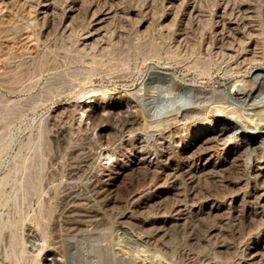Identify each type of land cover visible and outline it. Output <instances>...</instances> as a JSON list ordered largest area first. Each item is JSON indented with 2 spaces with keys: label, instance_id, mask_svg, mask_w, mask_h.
Segmentation results:
<instances>
[{
  "label": "rangeland",
  "instance_id": "rangeland-1",
  "mask_svg": "<svg viewBox=\"0 0 264 264\" xmlns=\"http://www.w3.org/2000/svg\"><path fill=\"white\" fill-rule=\"evenodd\" d=\"M18 1L12 0L11 2V0H0V264H16L19 261L21 262H19V264H44L45 262H49L47 259L52 258V256L45 254V249L48 248V245H51L52 240H56V237H54L55 234L56 236L62 234L60 242L63 241L61 242V249L63 246L62 252L65 254V256H63L65 264H99V261L102 260L101 258H104V261L117 260L119 264H128V262L129 264H134L130 258L124 255L120 256L121 254L119 255L114 251H110L112 250L110 247L111 245H108L112 241L113 236H116L121 231L124 226L123 224H125L127 220V216L140 215V213H143L141 214L142 216L147 214L146 217H152L156 214L155 212L167 209L172 203L174 196H172L173 194L171 191L168 192L167 183L165 184L166 179L163 180L166 176L163 173L156 175L145 167L140 169L132 168L129 166V162H127L126 166L124 165L127 169V173L125 172L120 176L113 173L112 179L104 180L102 174L103 170L110 168V170H113L112 167H114L121 157L120 153L126 138V132L124 129L122 130V125L125 119L134 117L141 126L140 135L144 140L145 146L148 145L146 146L147 150H152L151 152L154 151L153 153L156 155L157 153L161 154L167 150L169 154H167L169 157L168 166L172 168L177 167V164L179 165L184 161L189 165L192 164L194 167L193 172H197V166H199L202 161L199 156V149L197 150L198 144L194 145V143L198 139L204 138L210 127L217 126L213 122L209 123L207 117H214V115H216L220 117L219 119H223V117L225 119L226 117L222 115V111L218 109V107L229 103L230 100H227L228 94L234 95L235 93L245 92V90L255 86L252 80L253 67L255 65L264 66L263 56L260 60H253L249 65L244 66L246 70L243 67L244 69L240 68L238 72L235 69L238 68L236 64L240 56L236 55L237 57L235 56V58L231 57V61L230 58H225L226 61L223 57V60L219 59L221 56L215 53L218 46L226 45V40L232 39L228 38V28H222L223 23L221 14L224 11L222 6L228 4V7L224 6L228 9L232 7L233 4H236L237 7L236 5L233 6V10L236 9L235 11L231 9L227 11L225 8L227 11L225 12L228 17L233 14V16H230L231 19L236 18L237 21L242 22V19H244V15H242L244 11L241 8V4L250 1L174 0L170 3V0H58L55 2L58 3L55 4V8H52L56 10H48L45 14L40 13L38 6V2L43 0H34L33 3L38 1L34 4L31 3L32 0H30L29 3L32 5L29 7L30 13L26 12L28 7L25 8L22 3ZM251 1L253 5H257V7H254L256 10L255 12L258 14L254 13L256 18L253 17V19L256 24L257 22L258 24L261 23V28L260 24H257L258 30H260L259 32L262 34H260V36L258 34V36L260 39L264 40V30L262 29L264 28V3L261 2L264 0ZM16 2L19 5H15ZM192 5H194L195 9L192 8ZM16 6H20V8L23 6L25 10L21 8L22 11L19 7L16 8ZM110 6L113 7H111L113 11L115 10L118 12L114 11L115 13L112 15V17H114L108 19L110 24L107 21V26H109V30L111 29L109 31L108 27H106L108 30L107 33H111L109 36L106 35L105 38H107V41L105 39L104 42L99 41L104 46L100 45V43H96L97 45L95 44L92 47L94 49L91 48L90 52L88 47L83 43V34L94 27L93 24L95 23V19L104 14ZM32 7L36 8L32 9ZM197 8H199V10ZM238 10L241 11L239 12ZM200 12L202 14H200ZM27 13L30 14L31 17L27 15ZM239 14L242 16H239ZM42 15H44V17ZM92 15L95 16L93 17ZM241 17L243 18L241 19ZM74 22H76V25L78 23V25L76 26ZM69 25H72V29L77 30H72V32H70V28L68 27L71 26ZM203 27L205 28L201 31ZM184 28H187V31L189 30V34ZM82 29L84 30L82 31ZM243 30L246 31L245 28H239L237 38L239 40L242 39L240 41L243 46H247L249 43L247 39L248 36ZM46 32L50 35H47ZM65 32L70 34L67 35ZM119 33L121 34L119 35ZM221 33H223L222 37H219ZM44 35H47V37H45L48 39H46ZM183 35L186 36V38ZM224 35L225 37H223ZM241 35L243 37H241ZM120 36H122V38ZM181 36H183L184 39ZM188 36H190V38ZM188 38L191 40L192 44L196 43L193 45H196L197 48L191 47L192 44L188 42L190 41ZM178 39L182 42L187 39V41H184L185 44L181 42L185 45L182 46V51L188 49H184V47H189L188 50L184 51L186 54H183L186 58H183L182 55V57L177 55L179 59H176V52L171 56L173 52H170L173 51V49L175 51V45ZM222 39L224 40L223 42ZM260 39L258 40L260 41ZM150 40L153 41L151 42ZM262 40L259 42V46H261L260 44L262 43V49L264 51V42H262ZM159 41H161V43ZM220 41L222 43L221 45ZM198 42L201 44L204 42V46L201 47V44L199 43V45ZM154 43L157 45H153ZM172 45L175 47L173 48ZM166 46L168 48L171 46V51H169ZM103 47L107 48L104 49ZM150 47L156 50V52ZM206 47H209L207 48L208 50L202 53L203 50H206ZM199 49L202 50L201 53ZM150 50L153 52L151 53ZM205 55H207L206 58ZM204 67H206V70ZM153 87L154 90L152 89ZM197 91L200 92V95L198 94V96L194 98V102H197L193 105V113L192 111L186 112L182 109L183 107H181L180 102H183L181 100L186 98L187 95L197 93ZM148 98H150V100ZM90 100L91 103H88ZM151 100H153V102H150V104L149 101ZM65 108L71 109L66 110ZM89 112L92 114L91 119L87 118ZM257 112L263 115L264 108L258 107ZM54 114L58 115L55 116ZM59 115H61L62 118ZM71 118L74 121H71ZM56 121L58 122L56 123ZM67 122H71L72 124H67ZM120 123H122V125ZM222 123L223 121H220V124ZM58 126L61 130H59ZM118 128L122 131L118 130ZM106 150L110 151L109 153L111 156H109ZM228 150L229 148L220 149L218 155L224 157L227 155ZM104 151H106L107 154ZM87 162H89V164ZM85 163L88 165L87 167ZM249 168L248 166L247 169ZM243 171L245 172L246 168H232V172L228 171L229 173H226V180L232 179L233 190L239 187V185L234 182L237 181L235 175L238 178H244L245 181H243L244 183H242V186L245 189L249 188L248 190H251L254 187V179L248 176L247 171V175L244 176L246 172L244 173ZM76 172L78 174L75 176ZM112 172H114V170ZM152 173L154 175V180L153 178L151 179L153 176ZM148 174H150L149 177ZM239 174H241V176ZM72 176H75V179ZM97 177H99L98 180ZM195 177H199L197 181H199L200 178L202 179L199 181V186L196 184V178H194V181L190 179H186V181L183 180L184 182L181 180L178 181V183L187 182V184H183V187L185 185V190L189 188L185 191V194H187V196L189 195V200H194L195 198V203L191 206L188 214L189 218L185 224L182 225H185L184 228L179 226L177 229L175 227L170 230L171 235L174 233L173 236L170 235V240H175V245L172 243L173 241H170L175 251L174 254L172 249V256L176 255V258H178L184 255V257L181 256L183 260L181 259L179 264L187 263L188 261L186 260L191 262V260L195 258L191 256L193 255V248L195 251L202 249L203 244H205L203 241L206 242L207 240L205 246L207 247L209 244L208 247H211L207 249L218 251L222 256H226L230 251L227 252L225 250L226 253L223 249L220 250L218 245L221 237H223L222 234L226 239L227 237L229 239L232 237L231 241L229 239H227V241L229 244H233L240 241L245 236L246 232L254 228L253 222L246 216V213L244 214L243 211V213H241L240 211L232 209L235 213H232V215L234 214L232 216L233 218H231L232 221L231 219L228 220V223L224 225L222 230H218V225L221 220L216 216L206 213V210L209 212L210 205L212 204L211 201L213 198L221 195L225 188L221 185L222 183L220 181L218 182V180L212 177L206 176V179L209 178L208 180L203 178L205 176L202 177L199 176V174H196ZM150 181L151 183H149ZM152 181H157L154 187ZM146 183H148V185H146ZM245 183L246 185H244ZM157 185H160V187L156 188ZM190 185L192 188L194 186V188L192 189ZM142 188L149 189V192L145 197L139 198L138 193L143 190ZM153 188L155 190H153ZM68 189L73 190L69 191ZM99 189H101V191ZM198 189L200 191H198ZM222 189L223 191H221ZM196 191L203 193L204 197H206L204 198L202 194L199 193L197 195L194 194ZM66 192L68 193L66 194ZM74 192L76 194H74ZM68 194H74L78 198L82 197L84 201V205L82 206L85 208L88 207L87 209H92V207L95 209L94 207L98 206H100L98 208H104L107 204L103 210L106 209L107 212L110 211L108 213L110 217L107 215L104 218L105 220L108 217L107 221L98 220L99 222L96 221V224L94 222H92V224L89 221L88 223L91 224L89 225L86 222L85 226L87 227H85V230L87 231H85L83 227V232L80 230V232L77 231L79 233H71L72 231L70 232L65 228L66 231H68L66 232L64 226L68 218V209L64 202L66 201L65 199L68 198ZM168 195L171 196L169 197ZM194 195L195 197H193ZM103 196H105V198ZM84 197L87 202H85L86 200ZM100 197L101 200H98ZM197 197L199 198L198 200ZM170 199H172L170 201L171 203L167 206L168 201L166 200ZM152 202L157 206L159 205L158 207L162 209L157 208ZM96 204L97 206H95ZM233 206H237V203H234V205L232 204V208ZM107 207L109 208L107 209ZM149 207L150 211L153 210L152 213H150ZM113 208L115 210H112ZM236 210H239V208ZM120 211L125 212L122 214ZM236 214L237 216H235ZM196 216L199 217L197 218ZM211 217L219 221L217 222L215 219L214 221ZM100 221L102 222L101 224H99ZM238 221L241 223L238 224ZM244 221H246V223ZM58 223L61 225L59 226ZM105 223L107 225H105ZM98 224L100 227H103L100 229ZM190 224H193V226H189ZM92 225L95 227V230ZM153 225H156V223ZM147 226L150 227V225ZM236 226L238 227V231ZM28 227L32 229L35 227V233L39 237L37 243H42L44 247L40 251L36 250L37 254L34 251L40 258L39 256L37 258L34 254L36 258L34 259L33 254L29 253L31 248H33L31 242H27L25 245L22 240L21 242L23 243L20 244V238L27 231ZM41 227H43V234H47L46 239L44 236V239L41 237L43 235L41 234ZM57 227L59 230L62 228L63 233H60L59 230L56 229ZM182 229H184L183 232ZM216 231L220 232L217 233ZM239 231L241 233L240 236H238ZM69 232L71 233L70 235ZM176 232L178 234H175ZM221 232L224 233L221 234ZM77 234L80 235L78 236ZM234 234L236 235L234 236ZM109 236L110 239L108 241L107 239ZM64 239L66 240L64 241ZM179 239L180 241L178 242L177 240ZM43 240L45 241L44 244ZM184 244L185 246H183ZM27 245L28 247L31 245V247H29L30 249L26 247L28 248L26 249L28 252H26V250L22 252L21 248H25ZM107 248H110V250ZM190 249L191 251H189ZM180 252L184 253L181 254ZM28 253L29 255H27ZM122 258H126L127 260H123ZM16 260H18V262ZM129 260H131V262Z\"/></svg>",
  "mask_w": 264,
  "mask_h": 264
},
{
  "label": "bare ground",
  "instance_id": "bare-ground-1",
  "mask_svg": "<svg viewBox=\"0 0 264 264\" xmlns=\"http://www.w3.org/2000/svg\"><path fill=\"white\" fill-rule=\"evenodd\" d=\"M14 1V0H13ZM18 1V0H17ZM22 5L26 8V12H29V7L32 6L30 5L29 1L30 0H19ZM18 1V2H19ZM34 0H32L31 3H33ZM58 0H43L41 2H38V6H39V9H40V13H44L48 10H53L55 8V4H58V3H55L57 2ZM76 1V0H75ZM174 0H170V3L173 2ZM183 1V0H182ZM188 1V0H187ZM192 1V0H190ZM230 2V0H228ZM244 1V0H243ZM247 1V0H246ZM250 2H246V3H242V9H243V14L244 15V19H242L243 17H241V19L243 20L242 22H239L235 19H231L230 16L233 14H231L229 17L227 16V11L228 9H231L232 11H235L233 10V6H235L234 4L232 5V7H229L228 9L224 6H227V5H224L222 6L224 9L223 13L221 14V20H222V23H223V26L222 28H228V38L231 39V40H226V45H223V46H218V49L217 51H215V53H217L218 55L221 56V58H218L219 59H222V57L225 59V58H230V61H231V57L235 58L236 55L240 56L237 64H236V67H238L237 70L238 72L240 70V68H243L244 66L246 65H249V63L253 60H260L264 54H263V47H262V43L260 44L261 46H259V42L262 40L260 39V30H258V22L256 24L255 20L253 19V17H255L254 13H257L255 12V7H257V5H253V2L251 0H249ZM255 1V0H253ZM261 1V0H259ZM12 2V0H11ZM36 2V1H35ZM34 2V3H35ZM36 2V3H37ZM169 2V1H168ZM176 2V1H175ZM195 2V1H194ZM227 2V1H226ZM233 2V1H231ZM264 3V1H261ZM33 3V4H34ZM112 3V2H111ZM168 3V4H170ZM191 3V2H190ZM200 3V2H199ZM224 3V2H223ZM234 3V2H233ZM241 3V1H240ZM239 3V4H240ZM262 3V4H263ZM15 4V3H13ZM18 3L16 2L15 5H17ZM167 4V5H168ZM175 4V3H174ZM186 4V3H185ZM188 4V3H187ZM196 4V3H195ZM225 4V3H224ZM230 4V3H229ZM12 5V4H11ZM19 5V4H18ZM82 5V4H81ZM113 5V4H112ZM121 5V4H120ZM14 6V5H13ZM23 6H21V8H23ZM116 6V5H115ZM152 6V5H151ZM173 6V5H172ZM194 8V5H192ZM197 6V5H196ZM230 6V5H229ZM264 6V5H263ZM20 6H16V8ZM37 7V6H36ZM34 7V8H36ZM71 7V6H70ZM69 7V8H70ZM81 7V6H80ZM112 6H110L109 9H107L106 12H104V14L102 15H98L99 17H97L95 19V23L93 24L94 27L91 29V30H87L84 34H83V43L85 46L88 47V49L90 50L96 43H100V42H104V39L106 40L107 38L106 35L109 36V34L111 32H109V34L107 33L108 30H109V26H107V21L108 19L113 18L112 15L117 12V11H113L111 9ZM117 7H118V4H117ZM200 7V6H199ZM228 7V6H227ZM237 7V5H236ZM20 8V9H21ZM25 8H23L25 10ZM32 7V9H34ZM53 8V9H52ZM74 8V7H73ZM77 8V7H76ZM113 8V7H112ZM151 8V7H150ZM172 8V7H171ZM225 8L227 9V11L225 10ZM19 9V11H20ZM31 9V8H30ZM31 9V10H32ZM72 9V8H71ZM149 9V7H148ZM195 9V8H194ZM199 10V8H197ZM240 9V8H238ZM241 9V10H242ZM22 10V9H21ZM56 10V9H55ZM53 10V11H55ZM78 10V9H77ZM192 10V9H191ZM197 10V11H198ZM240 10V11H241ZM23 11V10H22ZM37 11V9H36ZM35 11V12H36ZM226 11V12H225ZM231 11V12H232ZM239 11V10H238ZM239 11V12H240ZM258 11V10H257ZM33 12V11H32ZM31 12V14H32ZM196 12V11H195ZM194 12V14H195ZM202 12V11H201ZM200 12V14H202ZM237 12V11H236ZM30 13V12H29ZM47 13V12H46ZM118 13V12H117ZM190 13V12H189ZM230 13V12H229ZM264 13V12H263ZM49 14V12H48ZM46 14V15H48ZM51 14H52V11H51ZM238 14V13H237ZM239 14V16L241 15ZM258 14V13H257ZM262 14V13H261ZM27 15L30 16V14L27 13ZM116 15V14H115ZM125 15V14H124ZM197 15V13H196ZM218 15V14H217ZM236 15V14H235ZM241 15V16H242ZM44 17V15H42ZM76 16V15H75ZM93 17L95 15H92ZM120 16V15H119ZM192 16V15H191ZM237 16V15H236ZM31 17V16H30ZM73 17V16H72ZM80 17V16H79ZM122 17V16H121ZM198 17V15H197ZM238 17V16H237ZM35 18V17H34ZM240 18V17H239ZM256 18V17H255ZM33 19V18H32ZM72 19V18H71ZM74 19V17H73ZM128 19V18H126ZM199 19V18H198ZM206 19V18H205ZM238 19V18H237ZM189 20V19H188ZM196 20V19H195ZM219 20V19H218ZM217 20V21H218ZM240 20V19H239ZM43 21V20H42ZM72 21V20H71ZM117 21V20H116ZM5 22V21H4ZM77 22V21H76ZM76 22H74V24L76 25ZM110 21H108L109 23ZM115 22V21H114ZM194 22V21H193ZM197 22V21H196ZM260 22V21H259ZM69 24H71L70 22H68ZM73 23V22H72ZM90 23V22H89ZM124 23V22H123ZM187 23V22H186ZM198 23V22H197ZM202 23V22H201ZM217 23V22H215ZM220 23V22H219ZM2 24V23H1ZM5 24V23H4ZM67 24V23H66ZM65 24V25H66ZM86 24V23H85ZM110 24V23H109ZM121 24V23H120ZM182 24V23H181ZM191 24V23H190ZM260 24V28H261V23ZM258 24V25H259ZM64 25V26H65ZM68 25V24H67ZM78 25V23H77ZM76 25V26H77ZM118 25V24H117ZM125 25V24H124ZM199 25V24H197ZM222 25V24H221ZM27 26V25H26ZM63 26V27H64ZM71 27H68L70 28V32H72V30H77V29H72V25H69ZM183 26V25H182ZM187 26V25H186ZM190 26V25H189ZM204 26V25H203ZM215 26V24H214ZM217 26V25H216ZM263 26V25H262ZM43 27V26H42ZM80 27V26H78ZM77 27V28H78ZM90 27V26H89ZM106 27H108V30L106 29ZM163 27V25H162ZM185 27V26H184ZM5 28V27H4ZM81 28V27H80ZM172 28V27H171ZM183 28V27H182ZM197 28V26H196ZM201 28V27H200ZM205 27H203L201 29V31L204 29ZM239 28H245L246 31H244L246 34H247V39L249 41L248 45L247 46H243V44L241 43L240 40L242 39H238L237 38V35H238V30ZM57 29V28H56ZM63 29V28H62ZM66 29V27H65ZM87 29V28H86ZM199 29V28H198ZM264 30V28H262ZM84 29H82L83 31ZM111 30V29H110ZM109 30V31H110ZM173 30V28H172ZM171 30V31H172ZM184 30L187 31V28ZM183 30V31H184ZM216 30V29H215ZM223 30V29H222ZM115 31V30H114ZM182 31V32H183ZM189 31V30H188ZM187 31V33L189 34V32ZM200 31V30H199ZM220 31V30H219ZM259 33H258V32ZM49 32V31H47ZM46 32V33H47ZM61 32V31H60ZM64 32V31H63ZM69 32V31H68ZM78 32V31H76ZM160 32V31H159ZM170 32V31H169ZM178 32V30H177ZM181 32V33H182ZM222 32V31H221ZM242 32V31H241ZM50 33V32H49ZM49 33H47V35H50ZM66 33V32H65ZM83 33V32H82ZM113 33V32H112ZM143 33V32H142ZM147 33V32H146ZM176 33V32H175ZM180 33V34H181ZM184 33V32H183ZM186 33V34H187ZM52 34V33H51ZM61 34V33H60ZM67 35H69L68 33H66ZM76 34V33H75ZM121 33H119L120 35ZM222 34L221 33V36L219 37H222ZM245 34V35H246ZM259 34V36H258ZM47 35H44V37ZM66 35V36H67ZM147 35V34H146ZM160 35V34H159ZM173 35V34H172ZM216 35V33H215ZM244 35V34H243ZM262 35V34H261ZM107 36V37H108ZM145 36V35H144ZM167 36V35H166ZM177 36V35H176ZM184 36V35H183ZM183 36H181L183 38ZM206 36V35H205ZM204 36V37H205ZM232 36V37H231ZM45 37V38H46ZM49 37V36H48ZM69 37V36H68ZM67 37V38H68ZM122 38V36H120ZM123 37H124V34H123ZM147 37V36H146ZM172 37V36H171ZM186 38V36H184ZM190 38V36H188ZM201 37V36H200ZM218 37V38H219ZM225 37V35L223 36ZM227 37V36H226ZM239 37V36H238ZM241 37H243L241 35ZM259 37V38H258ZM82 38V37H81ZM176 38V37H174ZM188 38V39H189ZM191 38H192V35H191ZM194 38V37H193ZM210 38V37H209ZM217 38V39H218ZM48 39V38H46ZM145 39V38H144ZM151 39V38H150ZM161 39V38H160ZM184 39V38H183ZM182 39V40H183ZM216 39V40H217ZM246 39V40H247ZM260 39V41L258 40ZM109 40V39H108ZM143 40V39H142ZM148 40V38H147ZM154 40V39H153ZM152 40V41H153ZM158 40V39H157ZM176 40V39H175ZM187 41V39H185ZM184 40V41H185ZM190 40V39H189ZM198 40V38H197ZM245 40V39H244ZM55 41V40H54ZM66 41V40H65ZM75 41V40H74ZM100 41V42H99ZM107 41V40H106ZM114 41V40H113ZM140 41V40H139ZM151 41V40H150ZM151 41V42H152ZM174 41V40H173ZM184 41L182 42L181 40L178 39V41L176 42V48H175V51L173 49V51L170 50V48H167L169 49V51H171L170 53L171 56L174 54V52H176V59L178 58L177 55L179 56H183V54H186V52H184L185 50H188L189 47H184L185 48H188V49H183L184 51H182V46H185L183 45L182 43H184ZM194 41V40H193ZM224 40L222 39V42ZM76 42V41H75ZM148 42V41H147ZM149 42V43H151ZM157 42V41H156ZM161 43V41H159ZM182 42V43H181ZM189 43L191 42L188 41ZM187 42V44H188ZM228 42V43H227ZM245 42V41H244ZM262 42H264V40H262ZM82 43V42H81ZM108 43V42H107ZM115 43V42H114ZM142 43V41H141ZM200 42H198L199 44ZM204 43V42H203ZM202 43V44H203ZM209 43V42H208ZM216 43V42H215ZM214 43V44H215ZM116 44V43H115ZM146 44V43H145ZM152 44V43H151ZM172 44V42H171ZM175 44V43H174ZM173 44V45H174ZM185 44V43H184ZM186 44V45H187ZM192 44V42H191ZM190 44V45H191ZM193 44H196V43H193ZM191 45L192 48L196 47V45ZM201 44V43H200ZM199 44V45H200ZM201 44V47L204 46V44L202 45ZM218 44V42H217ZM221 41H220V45H221ZM83 45V46H84ZM97 45V44H96ZM100 45L104 46L103 44L100 43ZM99 45V46H100ZM114 45V44H113ZM142 45V44H141ZM155 45V43L153 44ZM152 45V46H153ZM157 45V44H156ZM155 45V46H156ZM168 45V44H167ZM172 45V47H173ZM219 45V44H218ZM264 45V44H263ZM82 46V45H81ZM98 46V47H99ZM160 46V45H159ZM174 46V47H175ZM189 46V44H188ZM216 46V45H215ZM86 47V48H87ZM108 47V45H107ZM107 47H103L104 49H106ZM149 47V45H148ZM173 47V48H174ZM96 48V47H95ZM110 48V47H109ZM116 48V47H115ZM152 50L153 48L150 47ZM156 48V47H154ZM197 48V47H196ZM195 48V49H196ZM200 48V46H199ZM209 47H206V50H200V53H204V51H207ZM84 49V48H83ZM94 49V48H92ZM101 49V47H100ZM143 49V48H142ZM166 49V48H165ZM167 49V50H168ZM191 49V48H190ZM81 50V49H80ZM87 50V49H86ZM98 50V49H97ZM114 50V49H113ZM159 50V48H158ZM93 51V50H92ZM100 51V50H99ZM98 51V52H99ZM151 51V50H150ZM156 52V50H153ZM151 51V53L153 52ZM196 51V50H195ZM198 51V50H197ZM91 52V50H90ZM97 52V51H96ZM154 52V53H155ZM183 52V53H182ZM188 52V51H187ZM108 53V52H107ZM190 53V51H189ZM199 53V54H200ZM208 53V52H207ZM212 53V52H211ZM61 54V53H60ZM101 54V53H99ZM116 54V52H115ZM146 54V53H145ZM188 54V53H187ZM214 54V52H213ZM216 54V55H217ZM147 55V54H146ZM170 55V54H169ZM191 55V54H190ZM197 55V54H196ZM201 55V54H200ZM181 56V57H182ZM202 56V55H201ZM204 56V54H203ZM207 55H205V58H206ZM170 57V56H169ZM174 57V56H173ZM174 57V58H175ZM186 58V56H183V58ZM188 57V56H187ZM191 57V56H189ZM215 57V56H214ZM217 57V56H216ZM237 57V56H236ZM172 58V57H171ZM201 58V57H200ZM199 58V59H200ZM204 58V57H203ZM204 58V59H205ZM179 59V58H178ZM202 59V58H201ZM175 60V59H174ZM186 60V59H185ZM203 60V59H202ZM223 60V59H222ZM226 60V59H225ZM177 61V60H176ZM179 61V60H178ZM181 61V59H180ZM184 61V60H182ZM220 61V60H219ZM227 61V60H226ZM233 61V60H232ZM222 62V61H221ZM31 63V62H30ZM232 63V62H231ZM264 63V62H263ZM187 64V63H186ZM202 64V63H201ZM220 64V63H219ZM262 64V63H261ZM28 65V64H26ZM208 65V64H207ZM206 65V67H207ZM234 65V64H233ZM193 66V65H192ZM235 66V65H234ZM251 66V65H250ZM256 66V65H255ZM253 67V72H252V80L254 81L255 83V86L251 87L250 89H247L245 90V92H239L238 94L235 93L234 95H231V94H228V99L227 100H230L228 104H223V105H220L218 107V109H220L222 111V115L225 116L226 118L224 119H219L220 117L219 116H216L214 115L213 116H208V121L209 123L213 122L214 124H216L217 126H213V127H210L208 130H207V134L204 138H201V139H198L194 145L198 144L197 145V150L199 149V156L201 158V164L199 166H197V172H193L194 170V167L191 165H189L187 162H182L181 164H177V167H170L168 166V160H169V157H168V151H164L162 152L161 154H158L157 155L153 152H151L152 150H147L146 149V145L144 144V140L142 138V136L140 135V130H141V126L140 124L136 121V119H134V117H128L127 119H125L124 121V124L122 125V123H120L123 128L122 130L124 129L125 132H126V138H125V143H124V146L121 150V153H120V159L118 157V161L117 163L114 165V167H112V169L114 170V172H112L113 170H110V169H104L103 170V177H104V180H109L110 178L112 179V174L113 173H116L117 175H123L125 172H126V168L124 167V165L126 166L127 162L130 163L129 166H131L132 168H148V170L152 171L153 173H155L156 175L158 174H161L163 173L166 178H163L166 179V182L165 184L167 183V188H168V192L171 191V193L173 194L172 196H174V199L172 201V203L170 202L172 199L170 200H166L168 201L167 203V206L169 203L170 206L167 207V209L165 210H160V211H157L155 212L156 214H154V216H150V217H146V215L142 216L141 214L143 213H140V215H129L127 216V220L125 221V224H123L124 226L122 227L121 231L116 235V236H113V239L112 241L109 243L108 246L111 247L112 250H110V248H107L108 250L110 251H114L115 253H118L120 256L124 255L125 257H128L132 260V262L134 264H179L181 259L183 260L182 257H184V255H181V256H177L178 258H176V255L172 256V249H173V253L175 252L174 251V246L172 247V243H174L175 245V240H170V230L172 228H175L177 229V227L179 226H182L183 224H185V222L188 220V214L190 212V208L191 206L194 205L195 203V198L194 200H189L190 197L189 195L187 196V194H185V190L184 187H183V184H187V182L183 183L186 179H190L191 181H194V178L196 174H199V176H205L203 178H207L206 176L208 177H212L213 179H216L218 180V182L220 181L222 184V186L225 188L224 191L223 189L221 191H223V193L215 198H213V200L211 201L212 204L210 205V210L209 212H207L206 210V213H209L210 215L212 216H216L217 218H219L221 221L219 223V229L218 230H222V228L224 227L225 224L228 223V220H230L231 218H233L232 216L235 214L233 210L235 211H240L241 213L244 212V214L246 213V216L250 218V220L253 222V226L254 228L252 230H250L249 228V232H246L245 233V236H244L240 241H238L237 243H231L229 244V242L227 241V239H229L222 234L224 232H221L222 236L221 239H220V243L218 244L219 247H220V250L223 249L224 251L226 250L227 252H229V254L227 253L226 256H222L221 253L219 254L218 251H215V250H210V249H207L209 248L208 245L207 247L205 246L206 242L208 241H203V248L202 249H198L197 251L192 250V254L191 256L195 257L191 260V262L189 260H186L188 261L187 263H183L184 264H264V114H259L257 112V108L260 107V108H264V66H256V67ZM203 67V66H202ZM206 67H204V69L206 70ZM27 68V67H26ZM245 68V67H244ZM243 68V69H244ZM246 70V68H245ZM236 71V72H237ZM243 71V70H241ZM235 72V71H234ZM248 81V80H246ZM245 82V80H244ZM243 82V83H244ZM241 83V82H240ZM252 83V82H251ZM245 84L247 85V83L245 82ZM253 85V84H252ZM167 86H170V85H167ZM245 86V85H244ZM148 87V86H147ZM246 87V86H245ZM248 87V86H247ZM183 88V87H182ZM185 88V87H184ZM147 89V88H146ZM154 90V87L152 88ZM169 90V89H168ZM187 90V89H186ZM191 90V89H190ZM171 92V91H170ZM184 92V91H183ZM187 92V91H186ZM192 92V91H191ZM153 93V92H152ZM190 93V92H189ZM188 94V93H186ZM198 94L200 95V92L197 91V93H192L190 95H187L186 98L184 97H181V98H184L182 99L181 101L183 102H180L181 104V107H183L182 109H184L186 112H190L192 111L194 108V103L197 102L195 101L194 102V98H196L198 96ZM139 95V94H138ZM140 96V95H139ZM150 96V95H149ZM154 96V95H153ZM180 98V99H181ZM150 100V98H148ZM155 99V98H154ZM157 100V99H156ZM196 100V99H195ZM155 101V100H154ZM163 101V100H162ZM179 101V100H178ZM152 103L153 100L149 101V103ZM177 102V101H176ZM88 103H91V100L88 101ZM150 103V104H151ZM160 103V102H159ZM178 103V102H177ZM156 104V103H155ZM179 104V105H180ZM157 105V104H156ZM73 106V105H72ZM73 107H76V106H73ZM66 109V108H65ZM69 109V108H67ZM66 109V110H67ZM71 109V108H70ZM69 109V110H70ZM74 109V108H72ZM82 109V108H81ZM63 110V109H62ZM262 110V109H261ZM73 111V110H72ZM90 111V110H89ZM70 112V111H69ZM84 112V111H83ZM260 112V111H259ZM63 113V112H62ZM193 113V111H192ZM55 115V114H54ZM58 115V114H56ZM55 115V116H56ZM72 115V114H71ZM78 115V114H77ZM76 115V116H77ZM128 115V114H127ZM131 115V113H130ZM137 115V114H136ZM184 115V114H183ZM53 116V117H55ZM61 117V115H59ZM75 116V117H76ZM80 116V115H79ZM73 117V118H75ZM94 117V116H93ZM186 117V116H185ZM59 118V117H58ZM62 118V117H61ZM60 118V119H61ZM65 118V117H64ZM63 118V120H64ZM80 118V117H79ZM78 118V119H79ZM82 118V117H81ZM87 118H92V114L89 112L87 114ZM59 119V120H60ZM77 119V118H76ZM95 119V117H94ZM93 119V120H94ZM121 119V118H120ZM55 120V119H54ZM57 120V118H56ZM73 119L71 118V121ZM80 120V119H79ZM67 121V120H66ZM74 121V120H73ZM123 121V120H122ZM220 121H223L222 124H220ZM51 122V121H50ZM53 122V121H52ZM58 121H56L57 123ZM76 122V120H75ZM94 122V121H93ZM65 123V122H64ZM68 123H71V122H67ZM77 123V122H76ZM116 123V122H115ZM53 124V123H51ZM61 124V122H60ZM72 124V123H71ZM74 124V123H73ZM117 124V123H116ZM119 124V125H120ZM54 125V124H53ZM52 125V126H53ZM56 125V124H55ZM59 125V123H58ZM120 125V126H121ZM219 125V126H218ZM62 126V125H60ZM66 126V125H65ZM63 126V127H65ZM119 126V127H120ZM121 126V127H122ZM211 126V125H210ZM55 127V126H54ZM59 127V126H58ZM62 127V128H63ZM120 127V128H121ZM76 128V127H75ZM208 128V127H207ZM64 129V128H63ZM59 130L60 127H59ZM118 130H121L118 128ZM121 130V131H122ZM63 131V130H62ZM80 131V130H79ZM67 132V131H65ZM61 134V133H60ZM65 134V133H64ZM62 135V134H61ZM60 137V136H59ZM64 137V136H63ZM122 137V136H120ZM174 137V136H173ZM167 138V137H166ZM146 141V140H145ZM158 142V141H157ZM97 143V142H96ZM163 143V142H162ZM94 144V143H93ZM121 146V145H120ZM162 146V145H161ZM97 147V146H96ZM150 147V146H149ZM170 147V146H169ZM172 147V146H171ZM105 148V147H104ZM148 148V147H147ZM226 148H229L228 150V153L226 156L222 157V156H219L218 155V151L220 149H226ZM121 149V148H120ZM175 149V148H174ZM86 151V150H85ZM107 151V150H106ZM104 151L106 154L108 152L109 156H111V154L109 153L110 151ZM117 152V151H116ZM120 152V151H119ZM192 152V151H191ZM196 152V151H195ZM168 154V155H167ZM221 154V152H220ZM118 155V154H117ZM172 155V154H171ZM80 156V155H78ZM100 156V155H99ZM86 157V156H85ZM116 157V156H115ZM81 159V158H80ZM171 160V159H170ZM89 164V162H87ZM54 165V164H53ZM86 165V163H85ZM52 166V165H51ZM88 165H86L87 167ZM112 166V165H111ZM250 167L249 169H247V167ZM54 167V166H53ZM81 167V165H80ZM85 167V168H86ZM106 168V167H105ZM232 168H236V169H244L246 168V171L248 172V176H251L254 181H255V185L254 187L251 189V190H248L249 188L245 189L242 185V183H244L243 181L244 178H241V177H237L235 175V179L237 178V181H234L235 183H237V185H239V187L237 189H232V179L230 180H226V173L228 171H231L232 172ZM84 169V168H83ZM102 169V168H101ZM74 170V169H73ZM87 170V168H86ZM142 170V169H141ZM75 171V170H74ZM84 171V170H82ZM100 171V169H99ZM132 171V170H131ZM146 171V170H145ZM149 171V172H150ZM242 171V170H241ZM245 171V172H246ZM101 172V171H100ZM230 172V173H231ZM244 172V171H243ZM241 172V173H243ZM244 172V173H245ZM247 172L246 174H242L244 176L247 175ZM75 173V172H74ZM80 173V171H79ZM98 173V172H97ZM127 173V172H126ZM152 173V175H153ZM229 173V172H228ZM78 173L76 172L75 176L77 175ZM151 174V173H150ZM148 174V177L149 175ZM72 175V174H71ZM74 175V174H73ZM82 175V174H81ZM155 175V176H156ZM232 175V173H231ZM234 175V174H233ZM238 175V173H237ZM241 176V174H239ZM52 176V175H51ZM74 176V177H75ZM100 176V175H99ZM162 176V175H161ZM163 176V177H165ZM243 176V177H244ZM73 177V176H72ZM73 177V178H74ZM158 177V176H157ZM233 177V176H231ZM153 178L154 180V175L151 177V179ZM159 178H162V177H159ZM199 178V177H198ZM198 178H196V181L198 180ZM75 179V178H74ZM99 179V177H97V180ZM158 179V178H157ZM201 179V178H200ZM199 179V181H200ZM209 179V178H208ZM206 179V180H208ZM248 179V178H247ZM246 179V180H247ZM250 179V178H249ZM252 179V180H253ZM101 180V179H100ZM103 180V179H102ZM156 180V179H155ZM183 181V182H179L178 181ZM202 180V179H201ZM211 180V179H210ZM215 180V181H216ZM199 181H197V185L200 184ZM203 181L205 182V180L203 179ZM212 181V180H211ZM249 181V180H248ZM248 181H247V186H248ZM48 182V181H47ZM94 182V181H93ZM96 182V181H95ZM98 182V181H97ZM157 181H152V185L154 187V184L156 183ZM202 182V181H201ZM214 182V181H213ZM250 182V181H249ZM33 183V182H32ZM151 183V181L149 182ZM160 183V182H159ZM208 183V182H207ZM251 183V182H250ZM253 183V182H252ZM100 184V183H99ZM106 184V183H104ZM195 184V183H194ZM193 184V185H194ZM195 184V185H196ZM95 185V184H94ZM146 185H148V183H146ZM192 185V186H193ZM246 185V183L244 184ZM93 186V185H92ZM188 186V185H186ZM199 186V185H198ZM218 186V185H217ZM220 186V185H219ZM235 186V185H234ZM144 187V186H143ZM152 187V186H151ZM160 185H157L156 188H159ZM191 187V185H190ZM221 187V186H220ZM48 188V187H47ZM64 188V187H63ZM93 188V187H92ZM95 188H96V185H95ZM106 188V187H105ZM192 188V187H191ZM194 188V186H193ZM192 188V189H193ZM196 188V187H195ZM216 188V187H215ZM103 189V188H102ZM143 189V188H142ZM161 189V188H160ZM221 189V188H220ZM69 190V189H68ZM67 190V191H68ZM73 189H70L69 191H71ZM80 190V189H79ZM94 190V189H93ZM101 191V189H99ZM106 190V189H105ZM140 190V189H139ZM152 190V189H151ZM153 190H155L153 188ZM191 190V189H190ZM189 190V192H190ZM98 191V190H96ZM103 191V190H102ZM138 191V190H137ZM194 191V190H193ZM198 191H200L198 189ZM202 191V190H201ZM73 192V191H72ZM99 192V191H98ZM97 192V193H98ZM105 192V191H104ZM149 192V189H143L142 191H140L138 194H139V198H143L145 197ZM152 192V191H151ZM188 192V193H189ZM197 192V191H196ZM194 193V194H198L199 192L197 193ZM65 193V192H64ZM68 192H66L67 194ZM96 193V192H95ZM101 193V192H100ZM154 193V192H153ZM187 193V192H186ZM217 193V192H215ZM44 194V193H43ZM74 194H76L74 192ZM74 194H68V198L65 199L63 202L65 203V206L67 207L68 209V218H67V221H65L66 223V227L64 226V230L66 231V229H68L71 233L73 232H77L81 230V232H83L82 228L85 230V226L86 225V222L88 223L89 221L92 223V222H96L98 220H104V218L108 215L109 216V212L105 210H103L106 206L103 208H98V207H94L95 209H87L85 207H83L82 205H84V201H83V198H78L76 197V195ZM152 194V193H151ZM199 194H202V196L204 197V194L203 193H199ZM78 195V194H77ZM83 195V194H82ZM99 195V194H97ZM104 195V194H103ZM64 196V195H63ZM105 196L107 197V195L105 194ZM105 196H103L105 198ZM169 197L171 195H168ZM201 196V195H200ZM208 196V195H207ZM210 196V195H209ZM215 196V194H214ZM85 197H88V196H85ZM84 197V198H85ZM102 197V198H103ZM113 197V196H112ZM195 197V195L193 196ZM206 197V196H205ZM204 197V198H205ZM212 197V195H211ZM90 198V197H89ZM88 198V199H89ZM96 198V197H95ZM108 198V197H107ZM168 198V197H167ZM101 200V197L98 198V200ZM137 199V198H136ZM146 199V198H145ZM162 199V198H161ZM165 199V198H164ZM199 198L197 197V200ZM208 199V198H207ZM86 200V198H85ZM109 200V199H108ZM142 200V199H141ZM149 200V199H148ZM203 200V199H202ZM201 200V201H202ZM44 201V200H43ZM89 201V200H88ZM92 201H95V200H92ZM110 201V200H109ZM135 201V200H133ZM140 201V200H138ZM150 201V200H149ZM164 201V200H163ZM87 202V200L85 201ZM91 202V201H90ZM136 202V201H135ZM165 202V201H164ZM95 203V202H94ZM100 203V202H99ZM132 203V202H131ZM130 203V204H131ZM153 203V202H152ZM151 203V204H152ZM234 203H237V206H233L232 208V204L234 205ZM43 204V203H42ZM88 204V203H87ZM146 204V203H144ZM165 204V203H164ZM86 205V204H85ZM94 205V204H93ZM105 205V204H104ZM115 205V204H114ZM153 205H155L153 203ZM162 205V204H161ZM166 205V204H165ZM164 205V206H165ZM197 205V203H196ZM205 205V204H204ZM87 206V205H86ZM89 206V205H88ZM97 206V204L95 205ZM157 206V205H155ZM154 206V207H155ZM159 206V205H158ZM157 206V208H159ZM91 207V206H90ZM117 207V206H116ZM153 207V208H154ZM163 207V206H162ZM97 208V209H96ZM109 207H107L108 209ZM156 208V209H157ZM202 208V207H201ZM200 208V209H201ZM239 210H236L238 209ZM118 209V208H117ZM125 209V208H124ZM155 209V208H154ZM159 209H162V208H159ZM65 210V209H64ZM112 210H115L114 208ZM127 210V208H126ZM158 210V209H157ZM198 210V209H197ZM205 210V209H204ZM203 210V212H204ZM149 211H150V207H149ZM148 211V212H149ZM153 211V210H152ZM152 211H150V213H152ZM192 211V210H191ZM243 211V212H242ZM64 212V211H63ZM112 212V211H111ZM119 212V211H118ZM117 212V213H118ZM122 214H124L125 211H120ZM134 212V211H133ZM139 212V211H138ZM137 212V213H138ZM239 212V213H240ZM107 213V214H106ZM116 213V212H115ZM115 213H112V214H115ZM130 213V212H129ZM205 213V214H206ZM232 213H234L232 215ZM119 214V213H118ZM135 214V213H133ZM139 214V213H138ZM204 214V213H203ZM116 215V214H115ZM195 215V214H194ZM198 215V213H197ZM208 215V214H207ZM242 215V214H241ZM60 216V215H58ZM120 216V215H119ZM193 216V215H192ZM202 216V215H201ZM200 216V218H201ZM237 216V214L235 215ZM107 217V218H108ZM197 218L199 216H196ZM195 217V218H196ZM209 217V216H208ZM240 217V215H239ZM107 218L105 219L107 221ZM212 218V217H211ZM243 218V217H241ZM191 219V218H190ZM210 219V218H209ZM213 219V218H212ZM216 220V218H214ZM213 219V220H214ZM235 219V218H234ZM59 220H62V219H59ZM104 220V221H105ZM109 220V219H108ZM192 220V219H191ZM194 220V218H193ZM206 220V219H205ZM214 220V221H215ZM238 220V219H237ZM235 220V221H237ZM240 220V219H239ZM100 221L99 224H101L102 222ZM190 221V220H189ZM199 221V220H198ZM210 221V220H209ZM212 221V220H211ZM217 221V220H216ZM219 221V220H218ZM217 221V222H218ZM232 221V219H231ZM241 221V220H240ZM249 221V220H247ZM99 222V221H98ZM110 222V221H108ZM124 222V221H123ZM246 223V221H244ZM64 223V222H63ZM107 223V222H106ZM105 223V225H107ZM156 225H153L155 224ZM188 223V222H187ZM186 223V225H187ZM241 223V222H240ZM239 221H238V224H240ZM89 224V223H88ZM93 224V223H92ZM96 224V223H95ZM98 224V225H99ZM236 224V223H235ZM38 225V224H36ZM59 225V223H58ZM56 225V226H58ZM61 225V224H60ZM59 225V226H60ZM91 225V224H89ZM147 225H150V227H148ZM152 225V226H151ZM193 226V224H190L189 226ZM30 226V225H29ZM32 226V225H31ZM63 226V225H62ZM61 226V227H62ZM93 226V225H92ZM185 226V225H184ZM184 226H182L184 228ZM233 226V225H232ZM248 226V224H247ZM33 227V226H32ZM38 227V226H37ZM103 227V226H101ZM100 225H99V228L101 229ZM106 227V226H105ZM109 227V226H108ZM112 227V226H111ZM110 227V229H111ZM180 227V228H182ZM235 227V226H234ZM237 227V226H236ZM35 228V227H34ZM34 228L32 229L31 227H28L27 231L24 233H22V239L20 238V242L23 240L24 244L26 245L27 242H31L32 243V246L33 248H31V250L29 251V253H32L33 254V258H35L34 256V251L36 252V250L40 251L42 250L44 247L42 245V243L40 244L37 243L38 240H39V237L38 235L35 233L36 230H34ZM42 228L41 227V231H42ZM63 228V227H62ZM62 228L59 230V228L57 227L56 229L59 230V232L63 233L62 231ZM66 228V229H65ZM94 230H95V227L93 226ZM26 229V228H25ZM104 229V228H103ZM109 229V228H107ZM175 229V230H176ZM186 229V227H185ZM232 229V228H231ZM240 229V228H239ZM38 230V229H37ZM56 230V231H57ZM98 230V229H96ZM174 230V229H173ZM184 229H182V232H183ZM211 230V229H210ZM87 231V230H85ZM224 231V229H223ZM237 231H238V227H237ZM241 231V230H240ZM240 231H239V234L238 236H240ZM245 231V230H244ZM247 231V230H246ZM46 232V231H45ZM54 232V231H53ZM68 232V231H66ZM65 232V233H66ZM69 232V235L71 234ZM77 232V233H79ZM112 232V231H111ZM115 232V231H114ZM175 232V231H173ZM217 232V231H216ZM215 232V233H216ZM220 232V231H218ZM217 232V233H218ZM236 232V231H235ZM44 231H42L41 234H43ZM51 233V232H50ZM113 233V232H112ZM116 233V232H115ZM172 233V232H171ZM187 233V232H186ZM214 233V234H215ZM233 233V232H232ZM53 234V233H52ZM81 234V233H80ZM79 234V235H80ZM85 234V233H84ZM174 234V233H173ZM173 234L171 236H173ZM175 234H178L177 232ZM209 234V233H208ZM220 234V236H221ZM226 234V233H225ZM228 234V233H227ZM47 234H43L41 237L42 239L43 236L45 237V239L47 238L46 237ZM65 235V234H64ZM76 235V234H75ZM78 235V234H77ZM78 235V236H79ZM82 235V234H81ZM112 235V234H111ZM216 235V234H215ZM229 235V234H228ZM236 234H234L235 236ZM53 236V235H52ZM76 236V237H78ZM177 236V235H176ZM206 236V235H205ZM230 236V235H229ZM232 236V235H231ZM56 240L53 241L52 240V243L51 245H48V248L45 249V254L47 255H51L52 258H49L47 259L49 262H45V263H48V264H65L64 263V259H63V256H65V254H63L64 252L63 251V246H62V249H61V241L60 242V239L62 238V234L56 236ZM74 237V236H72ZM84 237V235H83ZM175 237V236H174ZM173 237V239H174ZM179 237V235H178ZM237 237V236H236ZM66 238V237H64ZM112 238V237H111ZM177 238V237H175ZM214 238V237H213ZM18 239V238H17ZM51 239V238H49ZM110 239V236L109 238L107 239L109 241ZM192 239V238H191ZM195 239V238H194ZM198 239V238H197ZM209 239V238H208ZM216 239V238H215ZM41 240V239H40ZM66 239H64L65 241ZM200 240V238H199ZM210 240V239H209ZM218 240V239H217ZM230 241L232 240V237H230L229 239ZM234 240V239H233ZM18 241V240H16ZM44 241V240H43ZM170 241H173L172 243ZM178 242L180 241L177 240ZM184 241V240H183ZM197 241V240H196ZM23 242H21L20 244H22ZM42 242V241H41ZM177 242V243H178ZM185 242V241H184ZM211 242V240H210ZM233 242V241H232ZM45 243V241L43 242V244ZM48 243V241H47ZM46 243V244H47ZM214 243V242H213ZM179 244V243H178ZM212 244V243H211ZM180 245V244H179ZM199 245V244H198ZM215 245V244H214ZM22 246V245H21ZM185 246V244L183 245ZM25 246V248H21L22 249V252H25L26 249H28L29 247H31V245L28 247ZM215 247V246H214ZM218 247V246H217ZM16 248V247H15ZM46 248V247H45ZM179 248V247H177ZM192 248V246H191ZM211 248V247H210ZM213 248V247H212ZM14 249V248H13ZM30 249V248H29ZM180 249V248H179ZM189 249V248H187ZM196 249V248H195ZM233 249V251H232ZM219 250V251H220ZM180 251V250H178ZM187 251V250H186ZM191 251V249L189 250ZM13 252V251H12ZM15 252V251H14ZM26 252H28V250H26ZM43 252V251H42ZM109 252V251H108ZM224 252V254H225ZM29 253L27 255H29ZM39 253V252H38ZM110 253V252H109ZM181 253V252H180ZM184 253V252H183ZM181 253V254H183ZM187 253V252H186ZM185 253V254H186ZM16 254V253H15ZM31 254V255H32ZM37 254V252H36ZM35 254V255H36ZM39 254H42V253H39ZM175 254V253H174ZM179 255V254H178ZM187 255V254H186ZM37 258L39 255H36ZM45 256V255H43ZM119 256V257H120ZM123 256V257H124ZM189 256V255H187ZM29 257V256H27ZM32 257V256H31ZM112 257V256H111ZM181 257V258H180ZM190 257V256H189ZM3 258V257H2ZM30 258V257H29ZM40 258V256H39ZM44 258V257H43ZM48 258V257H47ZM113 258V257H112ZM111 258V259H112ZM180 258V260H179ZM17 259V258H16ZM102 260H100L99 264H119L117 263V260H114V261H110V260H106L104 261V258H101ZM123 259V258H122ZM126 259V258H124ZM123 259V260H124ZM187 259V258H186ZM191 259V258H190ZM27 260V259H26ZM32 260V258H31ZM127 260V259H126ZM131 260H129L131 262ZM185 260V258H184ZM15 261V260H14ZM18 262V260H16ZM33 261V260H32ZM116 261V262H115ZM3 262V261H2ZM20 262V261H19ZM16 263V264H19ZM28 262V261H27ZM119 262V261H118ZM21 263V262H20ZM44 263V264H45ZM68 263V262H67ZM182 263V262H181ZM98 264V263H97ZM129 264V262H128ZM132 264V263H131Z\"/></svg>",
  "mask_w": 264,
  "mask_h": 264
}]
</instances>
